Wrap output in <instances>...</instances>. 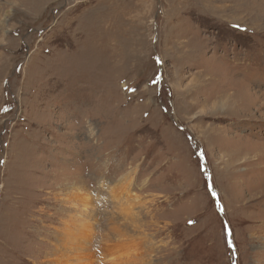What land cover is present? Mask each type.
Here are the masks:
<instances>
[{
    "label": "rangeland",
    "instance_id": "374dc122",
    "mask_svg": "<svg viewBox=\"0 0 264 264\" xmlns=\"http://www.w3.org/2000/svg\"><path fill=\"white\" fill-rule=\"evenodd\" d=\"M0 162V264H264V0H0Z\"/></svg>",
    "mask_w": 264,
    "mask_h": 264
},
{
    "label": "bare ground",
    "instance_id": "6f19581e",
    "mask_svg": "<svg viewBox=\"0 0 264 264\" xmlns=\"http://www.w3.org/2000/svg\"><path fill=\"white\" fill-rule=\"evenodd\" d=\"M215 110V109H214ZM217 113H220L219 111H217V110H215ZM123 184V183H122ZM259 188H261V190H263V186L262 185H259L258 186ZM129 194H130V190L128 189V188H126V187H123V185L122 186H117V188H116V190H114V194H113V199H118L117 201H118V203H121L123 200H125L128 196H129ZM80 196V195H79ZM92 202V201H91ZM74 203V202H73ZM125 203V201L124 202H122V204H124ZM81 204V203H80ZM76 205H77V203H76ZM87 205V204H86ZM83 207V206H82ZM84 208V207H83ZM88 210V209H87ZM85 224V223H84ZM87 225V224H86ZM257 241V240H256ZM255 241V235H252V237H251V242L252 243H254V242H256ZM76 249V248H75Z\"/></svg>",
    "mask_w": 264,
    "mask_h": 264
},
{
    "label": "snow or ice",
    "instance_id": "6c2138e0",
    "mask_svg": "<svg viewBox=\"0 0 264 264\" xmlns=\"http://www.w3.org/2000/svg\"><path fill=\"white\" fill-rule=\"evenodd\" d=\"M0 163H2V162H0ZM191 223V222H190Z\"/></svg>",
    "mask_w": 264,
    "mask_h": 264
}]
</instances>
